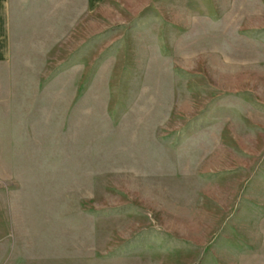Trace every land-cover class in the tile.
Segmentation results:
<instances>
[{"label": "rangeland", "instance_id": "rangeland-1", "mask_svg": "<svg viewBox=\"0 0 264 264\" xmlns=\"http://www.w3.org/2000/svg\"><path fill=\"white\" fill-rule=\"evenodd\" d=\"M83 4L11 0L0 264H264V0Z\"/></svg>", "mask_w": 264, "mask_h": 264}, {"label": "crops", "instance_id": "crops-1", "mask_svg": "<svg viewBox=\"0 0 264 264\" xmlns=\"http://www.w3.org/2000/svg\"><path fill=\"white\" fill-rule=\"evenodd\" d=\"M86 8L95 7L101 0H82ZM11 0H0V61L9 59L11 55ZM8 243L5 242V247ZM14 261V260H13ZM1 264H5L2 262ZM8 264H10L8 262ZM14 264V262L12 263Z\"/></svg>", "mask_w": 264, "mask_h": 264}]
</instances>
